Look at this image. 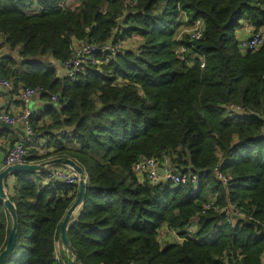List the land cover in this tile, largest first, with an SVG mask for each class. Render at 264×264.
I'll use <instances>...</instances> for the list:
<instances>
[{"label": "trees", "instance_id": "16d2710c", "mask_svg": "<svg viewBox=\"0 0 264 264\" xmlns=\"http://www.w3.org/2000/svg\"><path fill=\"white\" fill-rule=\"evenodd\" d=\"M57 4L0 0V40L10 51L0 54V74L15 92L43 91L46 106L31 124L46 143L40 154L30 140L25 164L67 157L86 172V197L68 229L79 264H264V46H240L246 25L264 26V0ZM184 17L203 21L201 40L177 39ZM133 37L136 48L97 52L101 64L77 81L58 76L56 64L77 43L115 47ZM141 159L197 174L200 185L151 186L134 172ZM12 177L13 191L8 179L5 189L19 228L4 264H58L60 223L77 186L44 184L45 172ZM229 203L244 216L236 225L221 212ZM166 228L185 240L163 243ZM10 231L0 200V253ZM61 259L68 264L63 251Z\"/></svg>", "mask_w": 264, "mask_h": 264}, {"label": "built area", "instance_id": "2783aa9c", "mask_svg": "<svg viewBox=\"0 0 264 264\" xmlns=\"http://www.w3.org/2000/svg\"><path fill=\"white\" fill-rule=\"evenodd\" d=\"M30 1L34 3L33 7L38 9V7H36L37 0ZM75 1L76 0H58L57 7L68 6ZM188 20V18L184 17L185 26H183L178 32L177 39L181 41L184 38L188 39L190 42L201 40L205 30L203 21L195 20L194 22L190 23ZM244 34L246 37L243 38L240 43L241 49L244 52L254 53L259 51L260 48L264 46V26L259 30H255L250 25H246L244 27ZM121 48L122 45H117L115 47L111 45L95 47L87 43H77L74 49L73 57L68 61L56 64L57 74L59 77L62 76L72 81H77V76L79 73L83 72L85 68L97 67L101 64L100 60L98 58L96 59L95 57L97 52L101 54L106 52L114 54L116 51H120ZM184 54L185 49L181 48L179 55L182 60H184ZM201 68H204V64L201 65ZM11 90L12 82L8 79H4L0 74V91L7 92ZM42 92L43 91L41 88L27 87L25 89H21L19 91V98H21L22 102V108L20 111L18 113H12L10 111L0 112V125L5 126L6 128L22 125L24 128V139L22 142L14 144L5 152L3 162L0 164V173L6 168H9V166L26 163L28 156V147L26 144L35 135L33 133L31 124V114L33 111L29 107V104L35 97L40 96ZM51 98L53 101L57 100L56 96H51ZM228 109L236 112L240 111L239 107H235L233 105H230ZM1 155L2 153H0V156ZM133 168L138 178L140 180L149 182L151 186L158 184H170L177 187L193 186L195 189H197L200 185L197 174H180L174 170L172 171L165 163H160L156 159H141L136 162ZM43 172H45L44 184L57 182L63 185H78V174L67 166H48ZM214 173L219 182L226 186L228 183V178L221 174L217 169L214 171ZM213 206H215V202L211 200L210 203L204 207V210L209 211ZM221 212L226 215L227 220L232 225H236L244 218V216L230 203ZM193 235L194 232H190L187 236L189 239H192ZM159 238L162 240V242L164 240H171L169 241L170 243L179 241L181 242L185 240L179 237L176 231H171L167 228L160 231ZM61 252L62 250H60L59 246L54 252V260L57 261L58 264H64L61 259Z\"/></svg>", "mask_w": 264, "mask_h": 264}, {"label": "water", "instance_id": "95a60500", "mask_svg": "<svg viewBox=\"0 0 264 264\" xmlns=\"http://www.w3.org/2000/svg\"><path fill=\"white\" fill-rule=\"evenodd\" d=\"M48 166H67L74 170L78 176V194L76 199L71 204V207L67 210L63 221L60 223L59 228V243H61L62 251L64 254V259L68 264H79L78 257L75 253V250L71 246L68 241V229L70 227V221L73 216V213L81 208L83 201L86 197L87 192V175L83 168H81L74 160L63 157L56 159L45 160V162H41L39 164L35 163H27V164H17L9 166L5 170L0 173V200L3 202L4 208H6L7 213L11 219V231L9 233L6 247L0 253V264H4L6 258L11 254V252L15 248V242L17 237L18 226V217H17V209L15 208L12 201L9 199L7 191L5 190V180L12 177L17 172H30V173H39L45 171V168Z\"/></svg>", "mask_w": 264, "mask_h": 264}, {"label": "crops", "instance_id": "0c3cea01", "mask_svg": "<svg viewBox=\"0 0 264 264\" xmlns=\"http://www.w3.org/2000/svg\"><path fill=\"white\" fill-rule=\"evenodd\" d=\"M0 42L2 44V47L0 48V52H4L7 50L6 53H10V51L8 50V47L3 44V40H0ZM6 53H4V55ZM12 53L14 54V52H12ZM45 106H46V102L43 101L39 96L35 97L31 101V103L29 104V107L31 108V110L34 113L40 112L41 110L44 109ZM21 108H22V102H21V98H19L18 92H15L13 90L7 91V92L0 91V112L10 111L12 113H14V112L18 113ZM1 130L2 131L0 132V146L2 148H4L5 151H7L8 148L12 147L14 144H16V143H18L24 139V135H23L24 134V128L22 125L12 127L6 131L3 129H1ZM45 143H46V139L44 140V138H40V137H36V136L33 137L31 139V142H30L32 148L37 150L38 152H40V154L43 153ZM4 155H5V153H2V155L0 156V164L3 162ZM37 164H39V163H37ZM14 181H15L14 177H9V179L7 181L8 190L10 192L13 191L12 186H13ZM7 194H8V191H7ZM80 211H81V208H78L73 213V216L71 218L70 223L78 217V215L80 214ZM169 241H171V240H169ZM169 241L164 240L163 242L166 243ZM60 250H62V246L60 247Z\"/></svg>", "mask_w": 264, "mask_h": 264}, {"label": "rangeland", "instance_id": "374dc122", "mask_svg": "<svg viewBox=\"0 0 264 264\" xmlns=\"http://www.w3.org/2000/svg\"><path fill=\"white\" fill-rule=\"evenodd\" d=\"M139 42V40L138 39H135V37H133V39L132 40H130V41H128V42H126V43H124V44H122V47H124V48H127V47H129L130 49H133V48H136V44ZM7 51V50H6ZM6 51H4V52H0L1 54H4V53H6ZM18 52V50L15 52V53H17ZM62 77V76H61ZM60 77V78H61Z\"/></svg>", "mask_w": 264, "mask_h": 264}]
</instances>
